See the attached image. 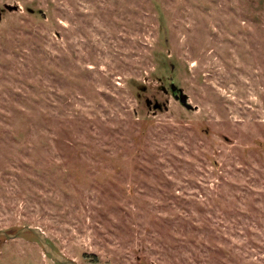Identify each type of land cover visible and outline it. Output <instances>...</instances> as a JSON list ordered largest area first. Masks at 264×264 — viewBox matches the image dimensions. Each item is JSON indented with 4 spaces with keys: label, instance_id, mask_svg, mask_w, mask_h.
I'll list each match as a JSON object with an SVG mask.
<instances>
[{
    "label": "rangeland",
    "instance_id": "1",
    "mask_svg": "<svg viewBox=\"0 0 264 264\" xmlns=\"http://www.w3.org/2000/svg\"><path fill=\"white\" fill-rule=\"evenodd\" d=\"M0 11V229L77 264H264V0ZM0 264L59 263L25 232Z\"/></svg>",
    "mask_w": 264,
    "mask_h": 264
},
{
    "label": "water",
    "instance_id": "2",
    "mask_svg": "<svg viewBox=\"0 0 264 264\" xmlns=\"http://www.w3.org/2000/svg\"><path fill=\"white\" fill-rule=\"evenodd\" d=\"M8 8L15 9L16 6L8 5ZM2 18V13L0 11V19ZM164 90L167 92L168 90L166 87H164ZM170 90L175 98H177L186 108L193 109L194 106L189 102L188 95L183 91L182 88L178 87L174 82L170 84ZM147 105L149 107H153L155 109L161 108L162 105L159 102L153 103L151 99H147ZM25 232H31L34 234L40 244L42 245L44 251L50 255V257L58 263L61 264H77L73 259L69 258L68 256L64 255L62 252L57 250L52 243L48 240L46 232L38 227V226H32V225H24L21 228H19L15 232H9L5 229H0V238L2 236H6L7 238H16L20 234Z\"/></svg>",
    "mask_w": 264,
    "mask_h": 264
},
{
    "label": "trees",
    "instance_id": "3",
    "mask_svg": "<svg viewBox=\"0 0 264 264\" xmlns=\"http://www.w3.org/2000/svg\"><path fill=\"white\" fill-rule=\"evenodd\" d=\"M24 224V223H23ZM25 224L26 225H28V224H31V223H29V222H25ZM55 246V245H54ZM55 248L57 249V247L55 246ZM59 264H61V263H59Z\"/></svg>",
    "mask_w": 264,
    "mask_h": 264
}]
</instances>
